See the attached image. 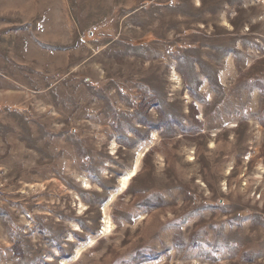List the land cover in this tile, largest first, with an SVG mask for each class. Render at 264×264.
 Wrapping results in <instances>:
<instances>
[{
  "label": "rangeland",
  "instance_id": "obj_1",
  "mask_svg": "<svg viewBox=\"0 0 264 264\" xmlns=\"http://www.w3.org/2000/svg\"><path fill=\"white\" fill-rule=\"evenodd\" d=\"M0 264H264V0H0Z\"/></svg>",
  "mask_w": 264,
  "mask_h": 264
},
{
  "label": "bare ground",
  "instance_id": "obj_2",
  "mask_svg": "<svg viewBox=\"0 0 264 264\" xmlns=\"http://www.w3.org/2000/svg\"><path fill=\"white\" fill-rule=\"evenodd\" d=\"M136 174H137L136 170H133L131 173H129L127 176H125V177L122 179V186H121V188H120L119 193H123V192H125V191L127 190L129 181H130L133 177H135ZM85 186H88V183H86ZM79 253H81V251H79Z\"/></svg>",
  "mask_w": 264,
  "mask_h": 264
},
{
  "label": "trees",
  "instance_id": "obj_3",
  "mask_svg": "<svg viewBox=\"0 0 264 264\" xmlns=\"http://www.w3.org/2000/svg\"><path fill=\"white\" fill-rule=\"evenodd\" d=\"M61 253L63 254V250H61Z\"/></svg>",
  "mask_w": 264,
  "mask_h": 264
}]
</instances>
